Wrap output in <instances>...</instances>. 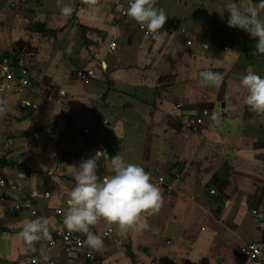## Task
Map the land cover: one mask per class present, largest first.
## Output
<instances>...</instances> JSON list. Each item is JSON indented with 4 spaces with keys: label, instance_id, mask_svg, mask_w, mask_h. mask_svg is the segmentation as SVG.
I'll use <instances>...</instances> for the list:
<instances>
[{
    "label": "crops",
    "instance_id": "1",
    "mask_svg": "<svg viewBox=\"0 0 264 264\" xmlns=\"http://www.w3.org/2000/svg\"><path fill=\"white\" fill-rule=\"evenodd\" d=\"M222 1L157 0L167 20L156 35H147L148 29L127 15L129 0H96L95 6L89 0H0V57L29 48L34 83L21 87L12 80L0 93L7 107L0 116V264H31L43 257L60 264H251L242 250L264 241V208L245 184L251 172L235 174L231 165L237 163L233 157L264 163V156L232 155L231 143L217 138L220 128L203 109L189 120L185 113L184 122L171 119V112L164 116L174 124L152 121L156 103L182 108L214 96L212 86H201V70L221 65L231 82L229 50L219 49L213 37L219 13L228 15ZM64 5L73 8L70 16L61 14ZM76 29L84 39L65 40ZM103 46L109 57L99 53ZM37 50L41 60L34 56ZM79 69L93 73L83 80ZM47 88L56 96L64 92L72 106L51 101ZM233 99L221 103L223 119L235 108ZM185 121L188 131L193 127L197 135L213 137L182 139ZM164 127L169 137H157L155 131ZM91 148L102 161L99 179L113 174L108 158L120 155L144 167L164 200L158 213L147 216L144 231L122 230L104 219L90 226L104 248L89 258L48 247V241L66 229L75 166ZM218 148L222 151L214 153ZM35 219L48 221L49 234L34 242L33 250L20 233Z\"/></svg>",
    "mask_w": 264,
    "mask_h": 264
},
{
    "label": "clouds",
    "instance_id": "2",
    "mask_svg": "<svg viewBox=\"0 0 264 264\" xmlns=\"http://www.w3.org/2000/svg\"><path fill=\"white\" fill-rule=\"evenodd\" d=\"M95 6L96 0H89ZM157 0H129L127 15L144 25L148 31L156 35L163 29L167 13L158 7ZM71 5H64L61 14L70 16ZM224 11L229 13L227 25L238 28L256 39L258 52L264 54V0H226ZM201 86L219 88L224 82L221 72L211 68L199 72ZM239 87L246 90L243 103L250 110L264 114V76L249 69L239 82ZM7 107L0 102V116ZM106 158L107 154L104 153ZM111 161L110 176L99 179L98 164L94 157L83 160L75 166V186L71 189L67 201L68 210L63 224L70 232L86 234V244L95 251L104 248L103 239L91 231L90 226L100 219L115 223L122 230L144 231L149 228L147 216L158 213L163 206V194L158 186L151 182L150 174L139 164L129 163L122 156L108 158ZM34 196L39 195L34 192ZM48 221L30 220L23 225L20 233L26 245L34 250V242L48 237Z\"/></svg>",
    "mask_w": 264,
    "mask_h": 264
},
{
    "label": "rangeland",
    "instance_id": "3",
    "mask_svg": "<svg viewBox=\"0 0 264 264\" xmlns=\"http://www.w3.org/2000/svg\"><path fill=\"white\" fill-rule=\"evenodd\" d=\"M241 4L245 2V0H240ZM252 0H247V3H251ZM225 4V2H220V5L222 6ZM200 9L202 11H206V6L204 2L199 5ZM216 10V8H215ZM218 12L221 11V9L216 10ZM222 14V13H221ZM219 18L217 20V26L216 28L213 29L214 35L213 36L217 42L216 45L219 49L227 51L229 50V56L228 60H230V68L232 69L233 77L230 78L231 82L228 83V77L224 76V82L221 84L219 88H214L213 91L214 96L212 98H205V94L203 95V100L207 101H201L196 102L194 101L191 103L189 106H184V107H172V108H167L163 106V103H161L158 106L157 105V111L154 113L152 121L154 123H160V124H171L173 123L172 120L168 119L167 116L165 117L164 115L167 112H171L173 114L169 115L171 119H176L177 121L179 120L178 118L180 117L181 122H184L182 120H185L186 114L188 116V120L196 115V113L200 110L203 109V116L205 115L210 116L211 118V123L215 127L219 126L220 132L219 136L217 138L219 139H224L228 140L231 143V151L232 155L238 156L239 152H243L247 156H251L256 158V156H264V114H258L252 110H250L246 105L243 103V97L247 94L246 90L243 88L239 87V82L242 80L244 75H246L247 71L249 69L256 71L258 74L263 75L264 74V54L258 52L256 48V39L252 38L248 33L245 31L238 29V28H233L229 27L227 25V19L229 16V13L226 16H222L219 13ZM68 25H71V22H69ZM67 33V32H66ZM60 38L63 39V36ZM65 40H73V39H84L83 33L79 32L78 29L74 30V33L72 34H66L64 35ZM56 42V41H54ZM26 54H31L30 56L32 57V51L25 50ZM34 56L40 59L41 53L39 50L37 52H34ZM38 53V54H37ZM101 55L109 57L108 50H106V46H103L100 49L99 52ZM39 55V56H38ZM30 57V58H31ZM214 71L221 72L222 74L224 73L223 67L221 65L218 66V68H212ZM40 72V71H39ZM240 75L241 77H238ZM229 79V80H230ZM233 89L232 94H228V89ZM44 91L51 92L49 93V96L51 97L50 100L55 102L58 106L66 104L67 107L72 106L71 105V100L65 98V93H59L58 96L56 94L52 93L53 90L50 88L43 89ZM42 90V91H43ZM59 91V90H58ZM58 93V92H57ZM64 96V97H63ZM231 97H233V103L236 105L235 108H232V112L229 113L228 117L226 119H223L220 116V105L221 103L224 102H230ZM66 100V101H65ZM70 103H68L67 102ZM73 104V103H72ZM171 107V105H170ZM206 109V110H204ZM201 118L202 117H198ZM187 120V121H188ZM185 121V129L186 131H181V138L182 139H188V140H206L209 139L210 137H213L212 135H197L196 134V129L191 127V129L188 131V126H186ZM174 124V123H173ZM166 128L164 127L163 130H158L155 131V134L157 137H169L168 136V130H165ZM215 137V136H214ZM201 148V147H200ZM203 148V147H202ZM201 148V149H202ZM91 148V151L87 155V159L92 158L95 156L98 163H102V161H98V157L96 156L97 154L93 152ZM222 149L218 148L214 150V153L221 152ZM69 153V152H68ZM67 154V153H63ZM218 154V153H217ZM259 158V157H257ZM256 158V159H257ZM105 159V158H104ZM237 163L231 165V168L238 171H235V174H240L239 171L245 172L249 171L251 172L250 175H246L245 177V184L247 185L248 188L252 193L250 196L254 199H256V203L258 206H263L264 208V163H254L253 160L251 163H241V161L238 160V158L233 157ZM239 161V162H238ZM99 166V164H98ZM244 174V173H243ZM227 182V181H226ZM254 208V207H253ZM256 213L258 211L256 210L257 208H254ZM19 214L22 211H19ZM26 213V212H25Z\"/></svg>",
    "mask_w": 264,
    "mask_h": 264
},
{
    "label": "built area",
    "instance_id": "4",
    "mask_svg": "<svg viewBox=\"0 0 264 264\" xmlns=\"http://www.w3.org/2000/svg\"><path fill=\"white\" fill-rule=\"evenodd\" d=\"M147 35H152L148 30H145ZM186 45H191L192 41L187 40ZM203 45V42L201 43ZM111 46H115V42L111 43ZM6 53V52H5ZM3 53V54H5ZM6 57L0 61V93L4 92L8 87V82L14 80L21 87H33V75L30 72L28 55L7 52ZM93 73L92 70L79 69L76 72L77 77L86 80ZM196 124L202 123L201 118L195 120ZM86 132V131H85ZM160 182L163 180L162 177L158 179ZM214 193V190H211ZM24 207L31 210L34 214L35 211L32 209V205L29 202L24 204ZM19 207L16 206V209ZM62 210L57 209L56 213L61 214ZM86 240L77 232H70L67 229L56 231L49 236L48 247H56L60 250L70 253L73 250L83 252L86 257H91L93 249L87 246ZM243 253L246 260L251 264H264V241L250 242L243 248ZM31 264H60L55 259L48 258H36L31 260Z\"/></svg>",
    "mask_w": 264,
    "mask_h": 264
},
{
    "label": "trees",
    "instance_id": "5",
    "mask_svg": "<svg viewBox=\"0 0 264 264\" xmlns=\"http://www.w3.org/2000/svg\"><path fill=\"white\" fill-rule=\"evenodd\" d=\"M6 56H7V54H3L2 57H0V58H4V57H6Z\"/></svg>",
    "mask_w": 264,
    "mask_h": 264
}]
</instances>
